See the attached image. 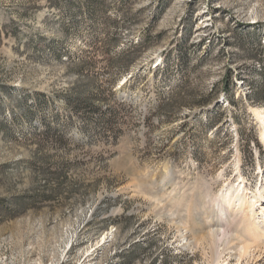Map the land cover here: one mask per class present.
<instances>
[{
  "label": "rangeland",
  "instance_id": "rangeland-1",
  "mask_svg": "<svg viewBox=\"0 0 264 264\" xmlns=\"http://www.w3.org/2000/svg\"><path fill=\"white\" fill-rule=\"evenodd\" d=\"M256 109L264 0H0V264H249L183 233L264 202Z\"/></svg>",
  "mask_w": 264,
  "mask_h": 264
},
{
  "label": "bare ground",
  "instance_id": "bare-ground-1",
  "mask_svg": "<svg viewBox=\"0 0 264 264\" xmlns=\"http://www.w3.org/2000/svg\"><path fill=\"white\" fill-rule=\"evenodd\" d=\"M256 112L264 120V115L258 109ZM245 182L246 179L241 176V188L234 192L225 191L220 198L214 199L215 204L219 206L218 219L207 212L205 219L208 229L198 236L194 235L191 229H186L183 233L185 244L208 245L213 262L217 263H221L222 258L227 255L237 256L238 262L247 259L249 264L264 263V202L260 204V199L251 200V191ZM260 196L264 194L261 193ZM256 204L260 205L258 209Z\"/></svg>",
  "mask_w": 264,
  "mask_h": 264
}]
</instances>
